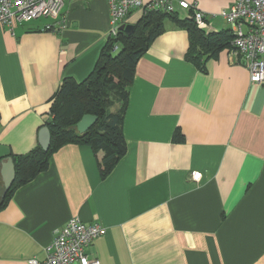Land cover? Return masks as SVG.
<instances>
[{"label": "crops", "instance_id": "1", "mask_svg": "<svg viewBox=\"0 0 264 264\" xmlns=\"http://www.w3.org/2000/svg\"><path fill=\"white\" fill-rule=\"evenodd\" d=\"M185 1L205 13L206 33L231 30L224 11L235 0ZM110 25L105 0H66L60 17L13 31L0 23V163L40 145L53 95L64 78L89 76ZM188 48L187 30L167 18L136 64L126 153L108 175L102 152L68 143L15 190L0 209V264L43 261L74 217L107 227L86 248L101 264H264V83L251 81L233 42L203 66L186 59Z\"/></svg>", "mask_w": 264, "mask_h": 264}, {"label": "trees", "instance_id": "2", "mask_svg": "<svg viewBox=\"0 0 264 264\" xmlns=\"http://www.w3.org/2000/svg\"><path fill=\"white\" fill-rule=\"evenodd\" d=\"M167 18L187 30L189 48L186 59L198 66H203L204 60L229 45L234 38L232 30L206 33L193 18H181L177 10L168 12L161 9L144 12L134 24L131 34L120 29L117 37L108 36L89 76L82 82L64 78L53 95L45 122L52 134L50 148L44 150L39 145L27 154L12 156L16 179L5 194L2 189L0 209L8 203L18 187L45 171L52 154L68 143L89 144L96 155L102 152L103 156L98 162L101 174L103 177L109 174L126 153L122 124L129 96L128 87L136 64L151 42L163 32ZM115 44L118 45L117 49L114 48ZM115 103L117 107L108 111ZM88 113L97 115L98 120L88 131L80 133L77 123ZM176 138L183 139L179 133Z\"/></svg>", "mask_w": 264, "mask_h": 264}, {"label": "built area", "instance_id": "3", "mask_svg": "<svg viewBox=\"0 0 264 264\" xmlns=\"http://www.w3.org/2000/svg\"><path fill=\"white\" fill-rule=\"evenodd\" d=\"M66 0H0V23L12 31L18 23H25L38 18H58ZM110 11L109 35L117 37L120 26L127 23L128 17L137 10L143 13L161 9L168 12L177 10L173 0H105ZM181 9L192 10L189 17L197 26L207 29L205 13L196 1L179 2ZM226 20L231 25L234 35L232 55L243 64L255 83H264V0H235L224 11ZM59 26L47 25L45 29L58 31ZM115 49L118 45L115 44ZM201 173L192 172V178L200 180ZM107 227L101 224L87 225L79 218H71L55 232L52 242L46 247L43 261L30 259V264H101L98 257L86 253V248L98 237L105 235Z\"/></svg>", "mask_w": 264, "mask_h": 264}, {"label": "water", "instance_id": "4", "mask_svg": "<svg viewBox=\"0 0 264 264\" xmlns=\"http://www.w3.org/2000/svg\"><path fill=\"white\" fill-rule=\"evenodd\" d=\"M121 30L131 34L134 29V24L126 23L120 26ZM98 120L95 114H85L82 119L77 123V129L80 133L88 131ZM52 134L48 126H44L40 131V146L44 150H48L51 146ZM0 175L4 186V194L13 185L16 179V167L12 156H8L0 163ZM2 195V197L4 196Z\"/></svg>", "mask_w": 264, "mask_h": 264}, {"label": "rangeland", "instance_id": "5", "mask_svg": "<svg viewBox=\"0 0 264 264\" xmlns=\"http://www.w3.org/2000/svg\"><path fill=\"white\" fill-rule=\"evenodd\" d=\"M116 107H117V105H116V103H115L113 106H111V107L108 109V111L114 110Z\"/></svg>", "mask_w": 264, "mask_h": 264}]
</instances>
